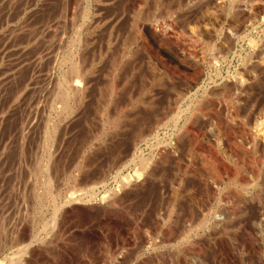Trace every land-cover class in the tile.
<instances>
[{
    "label": "rangeland",
    "instance_id": "1",
    "mask_svg": "<svg viewBox=\"0 0 264 264\" xmlns=\"http://www.w3.org/2000/svg\"><path fill=\"white\" fill-rule=\"evenodd\" d=\"M213 1L0 0V264H178V253L188 258L183 264H264V232L256 225H264L262 185L245 193L249 203L229 196L238 187L211 185L196 156L179 145L181 181L172 159L152 162L148 175L137 169L141 158L163 155L161 146L182 124L167 119L177 106L199 107L214 71L264 72V0ZM75 65L84 73H73ZM152 71L205 77L179 102L175 83L152 82ZM263 72L240 98L244 108L263 92ZM206 181L214 195L199 189ZM219 207L230 217L213 235Z\"/></svg>",
    "mask_w": 264,
    "mask_h": 264
},
{
    "label": "bare ground",
    "instance_id": "2",
    "mask_svg": "<svg viewBox=\"0 0 264 264\" xmlns=\"http://www.w3.org/2000/svg\"><path fill=\"white\" fill-rule=\"evenodd\" d=\"M7 0H5L6 2ZM242 2V1H240ZM11 3V2H10ZM213 3L217 4V6L219 7H224L226 0H215L213 1ZM2 4V2H1ZM208 4V3H207ZM211 4V3H210ZM248 4V3H247ZM10 6V5H9ZM8 6V7H9ZM217 7V8H219ZM227 7V6H226ZM236 7V5H235ZM5 8V7H4ZM125 8V7H124ZM240 8V7H239ZM241 9V8H240ZM168 10V9H167ZM248 10V8H247ZM6 11V10H5ZM165 11V10H164ZM219 11V10H218ZM246 12V11H245ZM62 13V12H61ZM94 13V12H93ZM247 13V12H246ZM57 14V13H56ZM233 14V13H232ZM248 15H250V11H248ZM59 16V15H58ZM216 16V15H215ZM251 16V15H250ZM249 17V16H248ZM234 18V17H233ZM55 19V18H54ZM49 21V20H48ZM137 21V20H136ZM2 24V23H1ZM58 24V23H57ZM198 24V23H197ZM193 25V24H192ZM170 26V25H169ZM198 26V25H197ZM196 26V29H197ZM200 26V25H199ZM206 25L204 24V27ZM110 27V26H109ZM139 30H144V25L143 24H139L138 25ZM189 27V26H188ZM203 27V28H204ZM167 28V27H166ZM191 28V27H190ZM202 28V26H201ZM202 28V29H203ZM165 29V28H164ZM193 29V28H192ZM200 29V28H199ZM201 29V30H202ZM206 29V28H205ZM54 30V29H53ZM135 30V29H134ZM161 30V29H160ZM189 31V30H188ZM196 30H191L189 31L190 34L193 33ZM25 32V31H24ZM141 32V31H140ZM139 32V33H140ZM146 32V30H145ZM188 32V33H189ZM6 33V32H5ZM45 33V32H44ZM197 33V31H196ZM195 33V34H196ZM201 33V32H200ZM24 34V33H23ZM137 34V33H136ZM144 34V33H143ZM147 34V33H146ZM204 34V33H203ZM201 34V35H203ZM134 35V34H133ZM141 35V34H140ZM152 35V34H151ZM195 36V35H194ZM197 36V34H196ZM51 37V36H50ZM78 37V36H77ZM143 37V36H142ZM161 37V36H160ZM228 43H230L232 40L230 37L225 36ZM224 37V38H225ZM137 38V37H136ZM154 38V37H153ZM156 38V37H155ZM192 38V37H191ZM190 38V39H191ZM27 39V38H26ZM29 39V38H28ZM144 39V38H143ZM2 40V39H1ZM30 40V39H29ZM77 40V39H76ZM3 41V40H2ZM79 41V40H78ZM77 41V42H78ZM5 43V42H4ZM25 43V42H24ZM76 43V42H75ZM2 44V42H1ZM4 45V44H3ZM148 45V44H147ZM146 45V46H147ZM159 45V44H158ZM141 46V45H140ZM157 46V45H156ZM149 47V46H148ZM146 49V48H145ZM170 49V48H169ZM23 50V49H22ZM146 51V50H145ZM149 51V49H148ZM156 51V50H155ZM180 51V50H179ZM15 52V51H14ZM165 52V51H164ZM146 54V52H144ZM29 54V53H28ZM148 55V54H147ZM149 55H151L149 53ZM79 57V56H78ZM84 57V56H83ZM152 59H154L152 57ZM81 60V59H79ZM78 60V61H79ZM143 60V59H142ZM147 61V60H146ZM178 61V60H177ZM38 62V61H37ZM75 63V62H74ZM194 63V62H193ZM72 64V62H71ZM78 64V63H76ZM117 64V63H116ZM122 64V63H121ZM152 64V63H151ZM154 64V62H153ZM196 64V63H194ZM199 65V64H198ZM260 66H264V60L259 62ZM17 66V65H16ZM153 66V65H152ZM154 66H156V64H154ZM20 68V67H19ZM85 68V67H84ZM153 68V67H152ZM72 69V68H71ZM70 69V70H71ZM134 69V68H133ZM69 70V71H70ZM73 73H75L76 75H80L83 71H81V68L79 65H75L72 69ZM71 72V71H70ZM90 72V71H89ZM181 72V71H180ZM184 74L182 73H178L176 71V73L174 71H152V82H155L156 84L158 82L162 81H166V82H174L176 89L174 90L176 94V101L183 99L184 97H188L189 93L191 91H197V85L198 82L205 77L204 72L203 71H182ZM263 71H234L232 74H230L229 71H226V74L224 75V77H222L221 71H214L215 74H213V78L210 77V84L206 85L205 88L202 90L201 93V97H204V99L201 100V104L198 105L195 102V107H198L196 110L194 111H189V107L186 106L184 108V110L180 109V107L177 106V103L173 102V99L171 100L173 103L176 104V108L174 109V113L172 114L170 119H167V122H172L173 126H177L178 122H180L182 120V124L177 128L176 127V136H174V140H171L170 142L166 143L164 142V144L161 146L163 151V155L161 153H157V155L152 156V159H143L141 158L140 160L137 161V169L139 172V175L143 176L146 172V170L148 169L149 165L151 166V164L155 165L152 162H161L162 163H166L168 162V160L170 161L171 159L174 161L175 163V167L177 169V176L176 180L179 179L180 181L182 180V178H184L185 175V171L184 172H180L179 166L178 165V160L180 161L181 157L180 154L178 153V145L179 148L181 147V151L183 150V153H186L188 155V157L190 155V157H194V155L196 156V158L198 159L197 162L200 164V166L202 167L203 170H205V174L206 176L210 179V181L212 182L211 185L216 184H223L226 182H233V184L235 186H237L238 188L232 187L233 189H230V195L229 196H234L236 197L238 200L240 201H247L244 200L246 198L245 193L247 191H249V189L253 186H256L257 184H260L263 186L264 188V90L263 92L260 91L261 95H259V99L256 100V96L255 97V102H251L252 106L250 107H243L241 106V102H243L244 100L242 99H247L244 98L243 95H248V92L254 88L255 85H252L253 82L256 80V76L261 74ZM69 73V72H68ZM71 73L70 76L73 74ZM84 73V72H83ZM150 73V72H149ZM264 73V72H263ZM182 74V75H181ZM11 75V74H10ZM64 75V74H63ZM74 75V74H73ZM13 76V75H12ZM87 76V75H86ZM141 76V75H140ZM139 76V77H140ZM263 76V75H262ZM15 77V75H14ZM73 77V76H71ZM76 77V76H75ZM74 77V78H75ZM83 77V76H82ZM115 77V76H114ZM113 77V78H114ZM10 78V77H9ZM69 78V77H68ZM260 78V77H258ZM7 79V78H6ZM126 79V78H125ZM124 79V80H125ZM147 79V78H146ZM208 79V78H207ZM219 79V80H218ZM31 80V79H30ZM7 81V80H6ZM27 81V80H25ZM75 81V80H74ZM150 81V80H149ZM5 82V81H4ZM17 82V81H16ZM81 82V81H80ZM179 83V86L177 85ZM259 82V81H256ZM24 83V82H23ZM154 83V84H155ZM70 84V83H69ZM159 84V83H158ZM258 84V83H256ZM2 85V84H0ZM11 85V84H10ZM162 85V84H161ZM172 85V84H171ZM174 85V84H173ZM173 85L171 87H173ZM72 86V85H70ZM157 86V85H156ZM170 87V85H168ZM178 86V87H177ZM199 86V85H198ZM10 87V86H9ZM38 87V86H37ZM73 87V86H72ZM144 87V86H143ZM153 87V86H152ZM8 88V87H7ZM21 88V86H20ZM25 88V87H24ZM64 88V87H63ZM145 88V87H144ZM174 88V87H173ZM259 88V87H257ZM1 89V87H0ZM14 89V88H13ZM75 89V88H74ZM77 89V88H76ZM3 90V89H2ZM9 90V88H8ZM21 90V89H20ZM84 90V89H83ZM30 91V90H29ZM33 91V90H32ZM201 91V89H200ZM253 91V89L251 90ZM256 91V90H255ZM1 92V91H0ZM20 92V91H19ZM24 92V91H23ZM83 92V91H82ZM139 92V91H137ZM142 92V91H140ZM152 92V91H150ZM49 93V92H48ZM81 93V91H80ZM113 93V92H112ZM200 93V92H199ZM247 93V94H246ZM254 93V92H253ZM10 94V93H9ZM19 94V93H18ZM23 94V93H21ZM30 94V93H29ZM68 94V93H67ZM71 94V93H70ZM108 94V93H107ZM258 94V93H257ZM64 95V94H63ZM62 95V96H63ZM65 95H66V91H65ZM139 95V94H138ZM192 95V93H191ZM195 95V94H194ZM212 96L213 101L211 100H205V96ZM21 96V95H20ZM60 96V94L58 95ZM243 96V98L240 100V98ZM250 96V94H249ZM29 97V95H28ZM64 97V96H63ZM67 97V96H66ZM65 97V98H66ZM152 97V96H151ZM215 97V98H214ZM222 98V99H218V98ZM248 97V96H247ZM59 98V97H58ZM69 98V97H68ZM110 98V97H109ZM135 98V97H134ZM145 98V97H144ZM208 98V97H207ZM19 99V98H18ZM31 99V98H30ZM34 99V98H33ZM150 99V97H149ZM191 99V98H190ZM27 100V99H26ZM55 100V98H54ZM65 100V99H63ZM76 100V99H75ZM142 100V99H141ZM140 100V101H141ZM152 100V99H151ZM187 100H189L187 98ZM30 101V100H29ZM66 101V100H65ZM71 101V100H70ZM170 101V100H169ZM195 101V100H194ZM200 101V100H199ZM22 102V101H20ZM27 102V101H26ZM76 102V101H75ZM74 102V103H75ZM139 102V101H138ZM171 102V103H172ZM182 102V101H181ZM18 103V102H17ZM149 103V102H148ZM170 103V102H169ZM191 103V102H190ZM199 103V102H198ZM19 104V103H18ZM70 104V103H69ZM153 104V102H152ZM64 105V104H63ZM68 105V104H67ZM75 105V104H74ZM73 105V106H74ZM80 105V104H79ZM144 105V104H143ZM179 105V104H178ZM14 106V105H12ZM11 106V107H12ZM31 106V105H30ZM81 106V105H80ZM147 106V105H146ZM150 106V105H149ZM174 105H172L173 107ZM191 106V105H190ZM9 107V109L11 108ZM61 107V106H60ZM75 107V106H74ZM171 107V106H169ZM168 107V108H169ZM188 107V108H187ZM29 108V107H28ZM162 108V107H161ZM173 109V108H171ZM195 109V108H194ZM64 110V109H63ZM62 110V111H63ZM71 110V109H69ZM1 111V110H0ZM30 111V110H29ZM76 111V110H75ZM144 111V109H143ZM168 111H170V109H168ZM17 112V111H16ZM15 112V113H16ZM7 113V112H6ZM70 113V112H68ZM169 113V112H168ZM27 114V113H25ZM60 114V113H59ZM5 115V114H4ZM156 116V115H155ZM11 117V116H10ZM112 118V117H111ZM162 118V117H161ZM5 119V118H4ZM27 119V118H26ZM181 119V120H180ZM3 120V119H2ZM109 120V119H108ZM121 120V119H120ZM156 120V119H155ZM158 120V118H157ZM156 120V123H154L156 127H158L159 122ZM161 120V119H159ZM180 120V121H179ZM5 120H3L4 122ZM122 121V120H121ZM14 122V121H13ZM110 122V121H109ZM114 122V121H113ZM9 123V122H8ZM33 123V122H32ZM21 124V123H20ZM166 124V123H165ZM19 125V124H18ZM17 125V126H18ZM51 126V124H50ZM53 126V125H52ZM150 126V123L149 125ZM153 126V123H152ZM23 128V127H22ZM34 128V127H33ZM115 128V127H114ZM113 128V129H114ZM143 128V127H142ZM45 129V128H44ZM151 129V126H150ZM154 129V128H153ZM23 130V129H21ZM30 130V129H29ZM139 130V129H138ZM143 131V130H142ZM141 131V132H142ZM151 131V130H150ZM21 132V131H20ZM135 132V131H134ZM139 132V131H138ZM145 132V131H144ZM143 133V132H142ZM149 133V132H147ZM146 133V134H147ZM240 134L242 136L239 135V137L237 138H241L238 139L240 140L239 142H237L234 138V136L236 134ZM25 134V133H24ZM139 135V133H138ZM175 135V134H174ZM28 136V135H27ZM107 136V135H106ZM238 136V135H237ZM146 137V136H145ZM170 137V136H169ZM56 138V137H55ZM173 138V137H172ZM46 139V138H45ZM139 139V138H138ZM17 141V140H16ZM45 141V140H44ZM156 141V140H155ZM48 142V141H46ZM163 142V141H162ZM182 142L185 145H181L180 143ZM2 143V142H0ZM7 143V142H6ZM158 143V142H156ZM157 144H155L156 146ZM2 146V145H1ZM0 146V147H1ZM54 146V145H53ZM58 146V145H57ZM154 146V148H155ZM159 146V144H158ZM184 147V148H183ZM186 147V152L184 151ZM3 148V147H1ZM159 148V147H158ZM12 149V148H11ZM15 150V149H14ZM152 150V149H151ZM157 150V148H156ZM5 151V150H4ZM139 151V149H138ZM180 151V149H179ZM9 152V151H7ZM53 154V153H52ZM150 154V153H149ZM130 155V154H129ZM141 156V155H140ZM186 156V155H185ZM184 156V157H185ZM150 157V156H149ZM178 157H181L180 159ZM1 158V157H0ZM187 158V157H186ZM42 159V158H41ZM136 159V158H135ZM183 159V158H182ZM190 159V158H189ZM188 159V160H189ZM192 159V158H191ZM195 158H193L192 160H194ZM46 160V159H45ZM186 160V159H183ZM182 160V161H183ZM196 160V159H195ZM39 161V160H38ZM173 161H172V165H173ZM7 162V161H6ZM5 162V163H6ZM41 162V161H40ZM156 162V163H157ZM171 162V161H170ZM169 162V164H170ZM181 162V161H180ZM179 162V163H180ZM80 164V163H79ZM183 164V163H182ZM41 165V164H40ZM54 165V164H52ZM159 165V164H157ZM166 166V164H163ZM186 165V163H185ZM183 165V166H185ZM190 165V164H189ZM197 165V164H195ZM3 166V165H2ZM182 166V168H184ZM40 167V166H39ZM186 167V166H185ZM194 167L196 166H189V170L191 171ZM38 168V167H36ZM43 168V167H42ZM49 164L47 163L44 166V170L47 172L49 169ZM52 168V167H51ZM163 168V167H162ZM192 168V169H190ZM54 169V168H53ZM171 169V168H170ZM197 171V168H195ZM193 169V171L195 170ZM50 170V169H49ZM55 170V169H54ZM150 170V169H149ZM153 170H151L152 172ZM82 172V171H81ZM195 172V171H194ZM200 172V171H198ZM44 173V172H43ZM49 173L51 174V172L49 171ZM54 173V172H53ZM136 173V172H135ZM187 173V170H186ZM190 173V172H189ZM191 175H193L191 178H197L195 173H193L191 171ZM197 173V172H196ZM147 174V173H146ZM199 174V173H198ZM46 177L48 176L47 173L45 174ZM52 175V174H51ZM138 174L137 176L140 177ZM148 175V174H147ZM150 175V174H149ZM176 175V174H175ZM195 176V177H194ZM203 176V177H206ZM43 177V176H42ZM49 177V176H48ZM56 177V176H55ZM160 177V176H159ZM200 177V176H199ZM202 177V178H203ZM188 178V177H187ZM45 179V178H44ZM49 180V178H47ZM57 179V178H56ZM55 179V180H56ZM125 179V178H124ZM150 179V178H149ZM201 178H199L200 180ZM53 180V179H52ZM126 180V179H125ZM141 179H139L140 181ZM145 180V179H144ZM42 181V180H41ZM44 181V180H43ZM51 181V180H50ZM50 181L46 182V188H52L50 187ZM131 182V180H127L126 182ZM75 182V181H74ZM200 182V181H198ZM202 182V180H201ZM52 183V182H51ZM55 183V182H54ZM194 183V182H193ZM209 183V182H208ZM219 183V184H217ZM45 184V183H44ZM127 184V183H126ZM207 184V181H206ZM205 184V185H206ZM210 184V183H209ZM83 185V184H82ZM130 185V184H129ZM192 185V184H191ZM201 186V191L202 188H204V191L208 194L206 195H214V191L209 190L208 188L211 187V185H208L207 187L203 184H199ZM37 186V185H36ZM76 186V185H75ZM123 186H126L123 182ZM145 186V185H144ZM195 186V185H194ZM204 186V187H203ZM71 187V186H70ZM81 187V186H80ZM214 187V186H213ZM222 187V186H221ZM45 188V187H44ZM43 188V189H44ZM191 188V187H190ZM216 189V186L214 187ZM219 188V187H218ZM223 188V187H222ZM221 188V189H222ZM46 189V190H47ZM165 189V188H164ZM211 189V188H210ZM213 189V188H212ZM255 189V188H254ZM186 190V189H185ZM226 190V189H225ZM44 191V190H43ZM50 190H48L49 192ZM53 191V190H52ZM56 191V190H55ZM80 190L78 189V192ZM189 191V190H188ZM202 191V193L204 192ZM51 192V191H50ZM84 192V191H83ZM176 192V191H175ZM191 192V191H190ZM224 192V191H223ZM228 192V191H227ZM263 192V191H262ZM45 193V192H44ZM112 193V192H111ZM114 193V192H113ZM180 193V192H179ZM226 193V192H225ZM229 193V192H228ZM227 193V194H228ZM49 194V193H48ZM51 194V195H50ZM50 197L52 196V193H50ZM54 194V193H53ZM59 194V193H58ZM218 194V193H217ZM232 194V195H231ZM260 194V193H259ZM48 195V196H49ZM117 195V194H116ZM179 195V194H177ZM176 195V196H177ZM192 195V194H191ZM204 195V194H203ZM226 195V194H225ZM256 195V194H255ZM39 196V195H38ZM252 196V195H251ZM258 196V195H256ZM114 197V196H113ZM117 197V196H116ZM192 197V196H189ZM226 197V196H223ZM253 197V196H252ZM255 197V196H254ZM253 197V199H254ZM264 197V196H263ZM115 198V197H114ZM170 198H173V195L170 196ZM188 198V197H187ZM200 198V196H199ZM209 198V197H208ZM229 199V197H227ZM248 203L249 201H251L250 197H248ZM87 199V198H86ZM174 199V198H173ZM204 199V197H203ZM224 199V198H223ZM235 199V198H234ZM44 200V198H43ZM111 200V199H110ZM208 200V199H207ZM231 200V199H230ZM260 200V198L258 199ZM264 200V199H263ZM74 201V200H72ZM108 201V200H107ZM114 201V200H113ZM171 201V200H170ZM194 201V200H193ZM201 201V200H200ZM209 201V200H208ZM237 201V200H236ZM43 202V201H42ZM109 202V201H108ZM169 202V201H168ZM205 202V201H204ZM112 203V202H111ZM110 203V204H111ZM115 203V202H114ZM176 203V202H175ZM233 203V202H232ZM106 204V203H105ZM191 204V203H190ZM193 204V203H192ZM239 204V203H238ZM241 205V203L239 204ZM244 205V204H243ZM66 206V205H65ZM191 205H188V207ZM254 206V205H253ZM53 207V206H52ZM59 207V206H58ZM175 207V206H174ZM238 207V206H237ZM194 208V207H193ZM191 208V211L192 209ZM203 208V207H202ZM220 208V207H219ZM172 209V208H171ZM188 209V208H187ZM246 209V208H245ZM264 209V208H263ZM60 210V209H59ZM169 211V209H167ZM176 210V209H175ZM190 210V209H189ZM188 210V212H189ZM197 210V209H196ZM195 210V211H196ZM210 210V209H209ZM230 210V209H229ZM239 210V209H237ZM236 210V211H237ZM190 211V212H191ZM215 211V210H214ZM255 211V210H254ZM126 212V211H125ZM193 212V211H192ZM52 213V212H51ZM172 213V212H171ZM233 213V212H232ZM235 213V212H234ZM233 213V214H234ZM239 213V212H238ZM190 214V213H189ZM192 214V213H191ZM209 214V213H208ZM168 215V214H167ZM214 215V214H213ZM229 215L225 212V210L223 208H220L218 210V215L214 217L213 221L211 222L210 225V232H216L215 235H217L218 232H220L223 229V226L226 223ZM237 215V214H236ZM62 216V215H60ZM203 216V215H202ZM208 217V216H207ZM262 217V216H261ZM54 220V219H53ZM59 220V219H58ZM201 220V219H200ZM204 220V219H203ZM202 220V221H203ZM229 220V219H228ZM201 222V224H203ZM56 222V221H54ZM228 222V221H227ZM258 223V220L256 221ZM198 223V224H199ZM205 220H204V224H205ZM207 223H209L207 221ZM55 224V223H54ZM262 223L256 224L257 227L259 226L264 232V225H261ZM51 228V227H50ZM208 230V229H207ZM243 230V229H242ZM254 230V229H253ZM209 232V235H210ZM212 232V234H213ZM222 232V231H221ZM254 232V231H253ZM257 232V231H255ZM248 233V232H247ZM166 234V233H165ZM174 234V232H173ZM171 233V236L173 235ZM219 234V233H218ZM222 234V233H220ZM219 234V235H220ZM208 235V234H207ZM214 235V234H213ZM253 236V235H252ZM251 236V237H252ZM175 237V236H174ZM234 238V237H233ZM167 239V238H166ZM209 242V241H208ZM207 242V243H208ZM231 242V241H230ZM250 245V244H249ZM27 246V245H26ZM251 246L255 249L254 251H258L256 249H259L258 247H260L257 244V240H255L254 238H251ZM252 248V249H253ZM198 249V248H197ZM200 249V248H199ZM210 249V248H209ZM251 249V248H250ZM19 250V249H17ZM16 250V251H17ZM112 250V249H111ZM177 250V249H176ZM196 250V249H195ZM201 250V249H200ZM199 250V251H200ZM179 251V250H178ZM177 251V252H178ZM197 252V251H196ZM20 253V252H19ZM183 253V251H182ZM195 254V253H194ZM203 254V253H202ZM188 255V254H187ZM184 255L181 254H176L175 255V260L176 262L179 264L182 262V264L184 263V261H188L183 257ZM193 256V255H192ZM19 257V256H18ZM174 257V256H173ZM174 260V261H175ZM172 261V259H171ZM195 263V262H194Z\"/></svg>",
    "mask_w": 264,
    "mask_h": 264
}]
</instances>
